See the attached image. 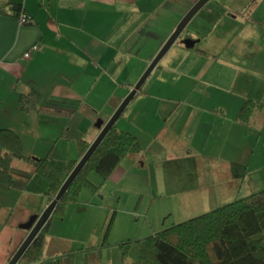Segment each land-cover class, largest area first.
<instances>
[{
	"label": "rangeland",
	"instance_id": "rangeland-1",
	"mask_svg": "<svg viewBox=\"0 0 264 264\" xmlns=\"http://www.w3.org/2000/svg\"><path fill=\"white\" fill-rule=\"evenodd\" d=\"M188 56L180 73H176L178 80L172 84L164 76L165 82H161L155 68L142 86L153 94L138 92L119 116L115 125L137 135L142 151L129 154L120 163L102 193L84 188L64 216L53 217L42 264H123L121 242L143 238L153 229H163L264 188V106L254 111L248 123L239 118L240 107L247 98L264 102V56L252 67L249 59L236 58L232 50L227 51L226 60L195 53ZM113 75L117 90L108 89L107 95L98 98L90 96L93 105L79 100L63 106L75 109L73 118L49 114L40 120L27 115L24 157L31 153L45 155L46 145L34 138L41 123L48 124L50 137L62 129L69 134L56 147L58 165L64 166L67 157L78 155L76 138L99 132L96 123L103 118L100 109L110 112L127 91L118 82L120 74ZM241 75L242 80L238 81ZM84 91L88 93L89 89ZM52 141L48 140L51 144ZM24 157H16L15 166ZM37 176L47 187V181ZM43 185L40 182L30 188L25 195L27 206L40 203V196L32 190L42 191ZM12 203L16 209L11 214ZM24 205L23 199L9 202L5 196L3 200L0 255L9 250L10 258L28 234L20 224L34 213L29 214ZM114 212L115 218L106 233ZM11 229L15 233L24 230L15 236L16 245L8 249L9 238L15 235Z\"/></svg>",
	"mask_w": 264,
	"mask_h": 264
},
{
	"label": "crops",
	"instance_id": "crops-1",
	"mask_svg": "<svg viewBox=\"0 0 264 264\" xmlns=\"http://www.w3.org/2000/svg\"><path fill=\"white\" fill-rule=\"evenodd\" d=\"M194 1L196 0H0V5L20 3L32 18L28 23H19L12 10L0 13V128H11L19 133L25 153L23 133L28 130L25 126L29 123L27 115L40 120L49 114L73 118L75 109L63 106L74 105L79 100L93 105L90 96L98 98L107 95L106 91L114 88L113 74L117 72L120 74L118 82L127 91L110 112L100 109L102 119L108 120ZM194 17L198 18L193 20ZM188 24L181 39L171 46L155 67L159 71L161 82H176V73H180V68L186 63L190 53L226 60L227 51L232 50L236 58L244 56L249 59L250 67L264 56V0H256L252 4L251 0H209ZM162 76L166 78L165 81ZM243 76L246 80L244 73ZM256 79L257 77L255 81ZM237 80H242V75ZM234 82H237L236 79ZM32 88L42 94L41 110L21 108V94ZM86 89H89L88 93L84 91ZM141 91L153 94L151 90L142 88ZM92 108L95 109L93 106ZM48 130V124L41 123L34 138L41 145H46L43 152L46 155L51 151L56 161V147L60 141L69 138V134L62 129L61 133L50 137ZM97 134L98 132H88L87 139L93 140ZM51 138L54 139L52 144L48 142ZM72 156L71 159H79V149L78 155ZM25 157L20 158L16 166L15 162L18 160L13 159L15 187L0 191V210L5 196L9 202H20L23 199L24 206L29 208V214L40 213L48 204L43 198L46 187L39 180L44 189H33L32 193L40 196L42 202L27 206L29 201L25 195L40 182L37 180L39 174ZM65 160L68 161L69 157ZM90 177L93 182L101 181L96 173H92ZM111 180L112 177L104 181L96 194L102 193V189ZM9 208L12 209V214L16 205L12 203ZM155 231L158 230L153 229L152 233ZM15 235L18 237L20 233L16 231ZM47 239L48 237L46 243ZM16 242L17 238L15 240L14 235L11 236V247L7 248H12ZM46 246L47 244L45 248ZM8 254L9 250L0 255V264L7 262Z\"/></svg>",
	"mask_w": 264,
	"mask_h": 264
},
{
	"label": "trees",
	"instance_id": "trees-1",
	"mask_svg": "<svg viewBox=\"0 0 264 264\" xmlns=\"http://www.w3.org/2000/svg\"><path fill=\"white\" fill-rule=\"evenodd\" d=\"M255 1L251 0V4ZM9 10L17 17L23 7L17 2L0 5V13ZM41 98L42 94L32 88L21 94V108L41 110ZM263 106V101L247 98L239 110L240 120L250 122L254 111ZM91 141L85 137L76 138L80 156ZM142 149L137 135L114 125L61 198L53 214L64 216L68 206L77 202L84 188L97 192L129 154L140 153ZM16 157H24L20 134L11 128H0V191L15 187L12 162ZM27 159L33 164L34 171L47 181L43 192L47 203L55 197L77 163V159H69L64 166H60L51 151L45 156L30 155ZM92 173L101 177L98 184L92 181ZM115 214L108 222L106 233ZM53 217L29 246L19 264L44 261L46 235ZM120 246L123 264H264V188L173 223L143 238L123 241Z\"/></svg>",
	"mask_w": 264,
	"mask_h": 264
},
{
	"label": "water",
	"instance_id": "water-1",
	"mask_svg": "<svg viewBox=\"0 0 264 264\" xmlns=\"http://www.w3.org/2000/svg\"><path fill=\"white\" fill-rule=\"evenodd\" d=\"M209 0H196L193 5L187 10V12L182 16V18L178 21L175 28L173 29L170 36L164 42L160 50L151 60L145 71L142 73L140 78L136 81L134 86L130 89L128 94L122 99L120 104L117 106L113 114L110 116L108 120L99 119L96 125L100 128V131L96 135V137L92 140L84 154L77 160L76 165L66 177L61 187L59 188L55 197L45 206V208L40 213L33 214L30 219L22 223L20 226L28 230V234L23 239L22 243L13 253V255L9 258L6 264H17L21 260L24 253L27 251L29 246L41 232L43 227L52 217L54 210L56 209L57 204L67 192L73 181L76 179L78 174L81 172L85 164L88 162L92 154L95 152L97 147L103 141L108 132L112 129V127L116 124L117 119L122 114V112L126 109L127 105L131 101V99L138 93L143 84L145 83L148 76L151 74L153 69L158 65L161 58L166 54V52L171 48V46L181 37L185 27L192 19V17L208 2Z\"/></svg>",
	"mask_w": 264,
	"mask_h": 264
},
{
	"label": "bare ground",
	"instance_id": "bare-ground-1",
	"mask_svg": "<svg viewBox=\"0 0 264 264\" xmlns=\"http://www.w3.org/2000/svg\"><path fill=\"white\" fill-rule=\"evenodd\" d=\"M194 2H195V1H194ZM25 12H26V11H25ZM31 19H32V18H31ZM190 38H191V37H190ZM180 39H181V38H180ZM178 41H179V40H178ZM191 42H192V41H191ZM196 42H197V41H196ZM163 43H164V42H163ZM182 43H184V42H182ZM194 45H195V44H194ZM76 159H78V158H76ZM13 175H14V174H13ZM15 176H16V175H15ZM15 176H14V177H15ZM15 178H16V177H15ZM71 185H72V184H71ZM14 186H15V185H14ZM69 188H70V187H69ZM45 196H46V193H45ZM44 199H45V198H44ZM42 200H43V198H42ZM45 200H46V199H45ZM41 202H42V201H41ZM41 202H40V203H41ZM44 202H47V201H44ZM36 205H37V204H36ZM46 205H47V204H46ZM42 206H43V204H42ZM39 208H41V206H39ZM41 209H43V208H41ZM35 213H36V212H35ZM31 215H32V214H31ZM53 216H55V215L53 214ZM60 217H61V216H60ZM29 218H30V217H29ZM25 220H26V219H25ZM51 220H53V218H52ZM22 222H23V220H22ZM49 223H50V222H49ZM49 223H48V224H49ZM52 223H53V222H52ZM52 223H51V224H52ZM16 224H17V223H16ZM16 226H17V225H16ZM47 226H48V225H47ZM14 227H15V225H14ZM20 227H21V226H20ZM11 228H12V227H11ZM17 228H18V227H17ZM51 228H52V227H51ZM7 229H8V227H7ZM24 229H25V228H24ZM24 229H23V230H24ZM49 229H50V228H49ZM9 230H10V229H9ZM11 230H13V234H15V232H14L15 230H14V229H11ZM23 230H22V231H23ZM25 230L27 231V229H25ZM22 231H21V232L19 231L18 233H21V234H22ZM49 231H51V230H49ZM27 232H28V231H27ZM13 234H12V235H13ZM8 235H9V234H8ZM47 235H48V234H47ZM47 235H46V236H47ZM9 236H10V235H9ZM15 236H16V235H14V238H15ZM12 237H13V236H12ZM46 238H47V237H46ZM12 240H13V238H12ZM12 240H11V241H12ZM13 241H14V240H13ZM13 243H14V242H13ZM46 244H47V243H46ZM46 244H45V245H46ZM10 245H11V244H10ZM12 245H13V244H12ZM14 245H16V244H14ZM7 247H8V246H7ZM10 247H11V246H10ZM12 248H13V247H12ZM14 248H15V247H14ZM44 248H45V247H44ZM15 249H16V248H15ZM15 249H14V250H15ZM43 252H44V251H43ZM44 256H45V255H44ZM47 258H48V257H47ZM42 259H43V258H42ZM44 259H45V258H44ZM44 259H43V260H44ZM40 261H41V260H40ZM36 264H37V263H36ZM41 264H42V262H41Z\"/></svg>",
	"mask_w": 264,
	"mask_h": 264
},
{
	"label": "built area",
	"instance_id": "built-area-1",
	"mask_svg": "<svg viewBox=\"0 0 264 264\" xmlns=\"http://www.w3.org/2000/svg\"><path fill=\"white\" fill-rule=\"evenodd\" d=\"M17 20L19 23H28L31 21V18L29 16V14H27L24 10H22L19 15L17 16ZM36 47V46H34ZM29 53L27 52L26 55H28Z\"/></svg>",
	"mask_w": 264,
	"mask_h": 264
}]
</instances>
